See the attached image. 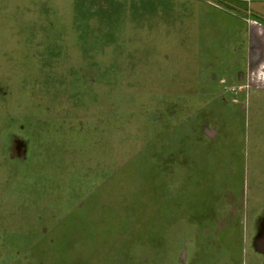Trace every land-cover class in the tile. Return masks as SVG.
I'll return each instance as SVG.
<instances>
[{
  "label": "rangeland",
  "instance_id": "1",
  "mask_svg": "<svg viewBox=\"0 0 264 264\" xmlns=\"http://www.w3.org/2000/svg\"><path fill=\"white\" fill-rule=\"evenodd\" d=\"M232 1L0 0V264H264V32Z\"/></svg>",
  "mask_w": 264,
  "mask_h": 264
},
{
  "label": "crops",
  "instance_id": "2",
  "mask_svg": "<svg viewBox=\"0 0 264 264\" xmlns=\"http://www.w3.org/2000/svg\"><path fill=\"white\" fill-rule=\"evenodd\" d=\"M244 1L246 2V4L248 5V7L250 9L264 15V0H253V1L252 0L251 1L244 0ZM232 15L239 18V20H241L242 23L244 24L243 29H244V31H246V35H247V48L251 47V40H250L251 29H249V25H247L245 23L246 18H241L238 14H235V13H232ZM253 21L255 22V24L258 25V27H257L258 33L264 32V24L257 21V20H253ZM247 65H249V64H247V62H246V68H247ZM245 69L240 72L241 73L240 77H238V76H235V77L238 79H243L245 76V74H244ZM235 73H237V72H235ZM156 192H157V195H160V193H158V192H162L161 188L160 187L157 188ZM144 205L145 204H143V208H144ZM156 207L157 208H155V214H154V216L152 215V217H151V221H152L151 223L154 222V224L156 226L155 227L156 230H154L153 227L151 228V230H154L155 232H157L156 234H158V231H160V225H161V222H160L161 221V218H160L161 208H160L159 204ZM143 219H145L144 214H143ZM143 224H145L144 220H143Z\"/></svg>",
  "mask_w": 264,
  "mask_h": 264
},
{
  "label": "trees",
  "instance_id": "3",
  "mask_svg": "<svg viewBox=\"0 0 264 264\" xmlns=\"http://www.w3.org/2000/svg\"><path fill=\"white\" fill-rule=\"evenodd\" d=\"M220 1H223V3L226 4V6L228 7H232V8H239L241 9L239 6H237V4L235 3V1H232V0H220ZM250 16L251 18L261 22L264 24V15L261 14V13H258L256 11H253V10H250Z\"/></svg>",
  "mask_w": 264,
  "mask_h": 264
}]
</instances>
